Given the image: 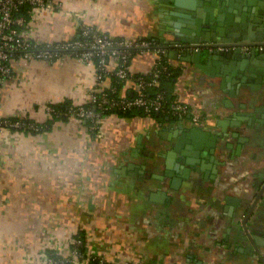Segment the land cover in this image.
<instances>
[{
    "label": "crops",
    "instance_id": "crops-1",
    "mask_svg": "<svg viewBox=\"0 0 264 264\" xmlns=\"http://www.w3.org/2000/svg\"><path fill=\"white\" fill-rule=\"evenodd\" d=\"M50 1L28 9L24 36L61 41L85 24L110 37L172 38L157 0ZM155 57L135 52L127 69L148 73ZM165 57L175 75L162 85L201 121L112 111L95 134L78 117H53L45 106L85 103L92 90L111 84L109 74L98 81L94 62L71 55L10 60V75L0 79V117L42 128L0 129V264H44L49 251L70 264H89L92 254L108 264H264V188L248 215L255 247L237 224L264 179V83L236 93L234 80L216 75L214 65L197 67L187 52ZM117 64L110 58L107 69ZM133 88L129 78L121 92ZM181 123L221 134L224 143L215 172L196 168L173 183L161 177L165 154L171 166L180 160L169 143ZM76 233L84 240L80 254L70 245Z\"/></svg>",
    "mask_w": 264,
    "mask_h": 264
},
{
    "label": "water",
    "instance_id": "water-1",
    "mask_svg": "<svg viewBox=\"0 0 264 264\" xmlns=\"http://www.w3.org/2000/svg\"><path fill=\"white\" fill-rule=\"evenodd\" d=\"M157 3L161 5L160 9H167L164 27H167L172 37L166 41H157L184 44V49L170 47L167 51H172L176 55L183 52L191 54L192 57L189 60L204 70L208 65L209 67L214 65L217 67L216 75L234 80L237 84L236 93H240V88L244 89L246 86L250 88L262 86L261 84L264 83V0H157ZM208 41L211 45L227 44L229 48L210 50L207 49L209 43H201ZM244 46L248 48L244 49ZM203 56H205V63L200 62ZM244 96L247 99L255 97L254 94L246 92ZM240 113H242L240 116H245L248 112H236L234 115L238 116ZM179 128L182 130L176 135V140L169 143V149L174 152L172 155H179L180 160L171 166V157L165 154L161 178L169 176L174 183L177 179L189 177L191 171H195L196 168L204 170L205 175L210 171L215 172L214 168L219 160L214 156L222 148L223 135L203 130L198 126L186 128L182 123ZM263 188L264 186L259 189L242 218L237 220L239 231L244 232L251 247H255V236L250 234L251 222L248 220V215ZM239 204H241L240 200L237 202V205Z\"/></svg>",
    "mask_w": 264,
    "mask_h": 264
},
{
    "label": "built area",
    "instance_id": "built-area-1",
    "mask_svg": "<svg viewBox=\"0 0 264 264\" xmlns=\"http://www.w3.org/2000/svg\"><path fill=\"white\" fill-rule=\"evenodd\" d=\"M23 4L29 5L31 10H36L49 6L51 1L0 0V79L10 75V60L16 55L28 59L42 58L47 60L58 59L63 55H71L82 61H92L94 62L98 81L109 71L107 61L114 58L118 61V64L113 69V73L120 80L131 78L134 81L133 91L129 95L118 93L114 84L109 85L107 89H94L89 94L88 105L81 103L70 106L68 115H74L84 122L85 119H90V127L97 129V131H99L102 112L110 108L128 109L137 107L145 114H151L155 111L172 118H187L192 123L201 121L202 115L194 112L188 103L168 97L166 91L159 84L160 76L163 73L169 74L172 71L170 65L163 62L162 57L165 56L170 47L184 49L183 43H163L153 38L110 37L85 24L79 26L78 35L71 39L39 42L27 38L20 31V27L26 22L25 17L20 13ZM201 43H209L208 49L210 50L229 48L227 44L222 43H216V45H211L209 41ZM243 48L247 49L248 46ZM147 50H153L156 54L154 64L148 72L149 75L146 76L145 73H140L133 77L125 65L126 62L132 52L141 53ZM150 88L152 90L149 92ZM45 109L51 114L56 112L51 104H46ZM3 128L40 130L42 127L26 118L0 117V129ZM79 242L80 240H75L74 243L78 244ZM72 253L77 254L76 247L72 248ZM69 259L70 257L67 260ZM47 263L56 264L57 262L52 256L46 255L44 264ZM97 264H102V260ZM122 264L136 263L126 260Z\"/></svg>",
    "mask_w": 264,
    "mask_h": 264
},
{
    "label": "trees",
    "instance_id": "trees-1",
    "mask_svg": "<svg viewBox=\"0 0 264 264\" xmlns=\"http://www.w3.org/2000/svg\"><path fill=\"white\" fill-rule=\"evenodd\" d=\"M30 8L29 5L27 4H23V6L21 7V14L25 17V20L27 19V17L29 16V13H28V9ZM136 51L132 52V55L135 53ZM131 55V56H132ZM130 56V57H131ZM129 57V58H130ZM129 60V59H128ZM162 60L163 62L165 63H168V61L166 60V57L163 56L162 57ZM96 62V61H95ZM127 63L128 61L126 62V66H127ZM169 65V64H168ZM170 69H172L170 67ZM111 77V84H114L116 86V90L118 91V93H122V94H125V95H129L127 92L124 93V92H121V87L123 85V83L126 81V80H120L116 77V75L113 73V70H109L108 73ZM106 74V75H107ZM137 74H140V73H132V76L134 77L135 75ZM146 76H148L149 74L148 73H145ZM173 75H175V72H173V70L171 71V73L169 74H166V73H163L161 76H160V87L163 88L168 97L171 98V96L168 94L166 88L162 85L161 81L162 79L164 78H167L168 80H170ZM110 84V85H111ZM108 87H104L103 89H107ZM101 89V88H100ZM152 90V88H150V90H148L149 92ZM89 102H85L83 103L84 105H88ZM54 108V110L56 111L53 115V117H61V118H64V117H67L69 116L68 115V108L70 106H74V104H71V103H67V102H64V103H60V104H51ZM95 110H97V108H95ZM117 112V113H121V114H130L132 112H138V113H143L145 114L140 108H137V107H132V108H128V109H117V108H110L108 110H105L102 112V116L108 112ZM150 115H154V116H157V115H163V116H168L166 114H163V113H160V112H152ZM168 117H171V116H168ZM13 118V117H12ZM85 124L87 126V129L88 131L91 133V134H95L97 131V129H94V128H91L90 127V124H91V121L90 119H85ZM75 240H80V242L78 244H75ZM74 242H71V248H74L76 247V250H77V254H80L84 251V240L82 239V236L78 233L74 234ZM47 252V251H46ZM47 255L49 256H52L55 260H56V264H70V259L67 260L69 258V256H62L60 254H57L55 252H52V251H49L47 252ZM100 260H102L100 257H98L97 255H90L89 258H88V262L89 264H97ZM47 264H54V263H47ZM102 264H108L106 261L102 260Z\"/></svg>",
    "mask_w": 264,
    "mask_h": 264
},
{
    "label": "flooded vegetation",
    "instance_id": "flooded-vegetation-1",
    "mask_svg": "<svg viewBox=\"0 0 264 264\" xmlns=\"http://www.w3.org/2000/svg\"><path fill=\"white\" fill-rule=\"evenodd\" d=\"M259 47H261V46H259ZM262 182H263V183H262V186H261V187H263V186H264V179L262 180ZM250 234H251V233H250ZM252 235H253V234H252Z\"/></svg>",
    "mask_w": 264,
    "mask_h": 264
}]
</instances>
